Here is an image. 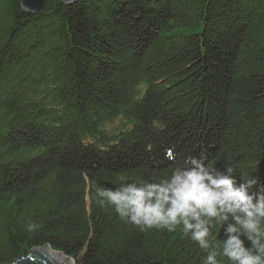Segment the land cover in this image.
I'll use <instances>...</instances> for the list:
<instances>
[{
  "label": "trees",
  "instance_id": "16d2710c",
  "mask_svg": "<svg viewBox=\"0 0 264 264\" xmlns=\"http://www.w3.org/2000/svg\"><path fill=\"white\" fill-rule=\"evenodd\" d=\"M188 155L264 183V0H0V264H201L95 202Z\"/></svg>",
  "mask_w": 264,
  "mask_h": 264
},
{
  "label": "clouds",
  "instance_id": "9594fccd",
  "mask_svg": "<svg viewBox=\"0 0 264 264\" xmlns=\"http://www.w3.org/2000/svg\"><path fill=\"white\" fill-rule=\"evenodd\" d=\"M166 157L175 160L171 149ZM206 159L188 155L159 182L99 185L95 202L141 231L179 228L206 253L201 264H264V183L258 175L239 177L230 163L218 167Z\"/></svg>",
  "mask_w": 264,
  "mask_h": 264
},
{
  "label": "water",
  "instance_id": "95a60500",
  "mask_svg": "<svg viewBox=\"0 0 264 264\" xmlns=\"http://www.w3.org/2000/svg\"><path fill=\"white\" fill-rule=\"evenodd\" d=\"M48 0H21V8L30 14L40 12ZM65 5H70L76 0H61ZM11 264H73L69 258L61 253L53 252L45 245L42 248H33L28 254Z\"/></svg>",
  "mask_w": 264,
  "mask_h": 264
},
{
  "label": "bare ground",
  "instance_id": "6f19581e",
  "mask_svg": "<svg viewBox=\"0 0 264 264\" xmlns=\"http://www.w3.org/2000/svg\"><path fill=\"white\" fill-rule=\"evenodd\" d=\"M52 251V250H51Z\"/></svg>",
  "mask_w": 264,
  "mask_h": 264
}]
</instances>
